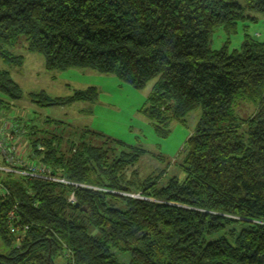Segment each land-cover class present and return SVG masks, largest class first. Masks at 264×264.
<instances>
[{"label":"trees","instance_id":"16d2710c","mask_svg":"<svg viewBox=\"0 0 264 264\" xmlns=\"http://www.w3.org/2000/svg\"><path fill=\"white\" fill-rule=\"evenodd\" d=\"M261 17L264 0H0L7 62L23 64L11 53L23 35L48 71L91 69L136 90L156 80L141 112L164 137L171 120L203 110L182 177L166 182L140 181L133 170L140 148L96 132L75 139L19 123L28 138L24 160L71 184L0 174V238L15 247L0 253V264H121L117 251L130 253V264H264V41L247 34L242 50L211 48L218 27L232 34ZM0 92L23 97L5 70ZM34 96L65 106L97 102L99 92ZM237 100L259 102L249 120L236 114ZM10 212L26 230L20 246Z\"/></svg>","mask_w":264,"mask_h":264},{"label":"rangeland","instance_id":"374dc122","mask_svg":"<svg viewBox=\"0 0 264 264\" xmlns=\"http://www.w3.org/2000/svg\"><path fill=\"white\" fill-rule=\"evenodd\" d=\"M247 34L256 41H264V17L255 23H240L237 32L232 34L223 26L218 27L211 36V48L218 51L227 47L229 53L242 50ZM27 47V40L21 35L16 46L11 48L13 55L24 58L22 65L11 64L0 58V70L9 72L23 90V97L15 101L0 92V120L11 122L14 130H18L17 123H25L28 127H38L45 134L65 133V137H68V134L74 133L75 139L84 131L96 132L101 137L122 143L128 148H140L145 154L133 168L140 181L154 175L162 177L161 180L166 182L180 175L179 166L188 154L187 142L203 117L201 107L190 112L184 122L171 120L169 135L161 136L154 123L141 112L153 92L156 80L150 81L145 89L136 90L116 75L101 74L91 69L48 71L45 58L29 52ZM90 87H96L99 92L97 102L46 106L39 103L44 101L42 97L34 96L45 93L51 98H68L75 91ZM258 104L259 102L237 100L234 108L241 119L249 120L257 111ZM50 120L63 124L54 126L47 123ZM38 134L42 135L41 132ZM121 146L117 145L122 149ZM182 175L183 173L180 177ZM220 236L215 235L211 240ZM14 248L6 246L0 238V253H9ZM115 254L121 264H130V253L117 251Z\"/></svg>","mask_w":264,"mask_h":264},{"label":"built area","instance_id":"2783aa9c","mask_svg":"<svg viewBox=\"0 0 264 264\" xmlns=\"http://www.w3.org/2000/svg\"><path fill=\"white\" fill-rule=\"evenodd\" d=\"M18 124V130H14L12 123L7 120H0V174L16 173L30 178H40L53 181L56 183L71 184L65 179L57 178L53 175V171L46 165L37 166L24 160L20 153L19 142L22 139ZM42 150V148H39ZM71 202H75L74 197ZM11 233L18 237L17 244L20 246L25 238L26 230L16 227L13 224L15 212L9 213Z\"/></svg>","mask_w":264,"mask_h":264},{"label":"crops","instance_id":"0c3cea01","mask_svg":"<svg viewBox=\"0 0 264 264\" xmlns=\"http://www.w3.org/2000/svg\"><path fill=\"white\" fill-rule=\"evenodd\" d=\"M27 141H28L27 137H22V139H20L19 149H20V153H22V155L23 154L28 155V153H29Z\"/></svg>","mask_w":264,"mask_h":264},{"label":"water","instance_id":"95a60500","mask_svg":"<svg viewBox=\"0 0 264 264\" xmlns=\"http://www.w3.org/2000/svg\"><path fill=\"white\" fill-rule=\"evenodd\" d=\"M77 207H79V205H77Z\"/></svg>","mask_w":264,"mask_h":264}]
</instances>
